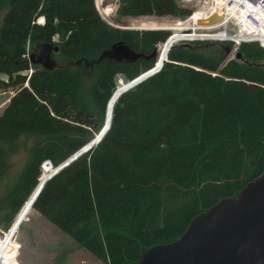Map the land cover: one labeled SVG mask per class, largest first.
<instances>
[{"label": "trees", "instance_id": "16d2710c", "mask_svg": "<svg viewBox=\"0 0 264 264\" xmlns=\"http://www.w3.org/2000/svg\"><path fill=\"white\" fill-rule=\"evenodd\" d=\"M191 11L177 0H119L117 16ZM170 33L116 26L96 0H0V88L14 90L0 111V178L27 151L0 195L2 228L44 177V159L59 165L101 132L118 76L128 82L155 67L154 57L100 58L116 40L145 53L172 41L161 69L115 98L107 132L44 181L33 208L105 263L138 264L142 247L174 240L264 170V46L242 41V57L226 60L218 44H179ZM39 40L59 44L54 56L67 65L31 63Z\"/></svg>", "mask_w": 264, "mask_h": 264}, {"label": "water", "instance_id": "95a60500", "mask_svg": "<svg viewBox=\"0 0 264 264\" xmlns=\"http://www.w3.org/2000/svg\"><path fill=\"white\" fill-rule=\"evenodd\" d=\"M212 18L215 17L209 19ZM209 19L207 22H213ZM198 22L205 23L206 21L199 20ZM179 44L198 47L218 44L224 48L226 56L235 52L237 57H242L235 43L210 40L205 41L204 44H194L190 41H183ZM59 49L60 45L57 43L39 40L35 49L30 52L29 59L31 63L39 64L41 68L52 69L66 66L67 63L60 62L53 55V52ZM158 50L159 47H156L150 53H145L134 49L123 40H116L101 52L100 58L109 57L128 61H135L139 58H157ZM77 63L80 64L81 61ZM86 63L90 62L86 61ZM158 70H153L152 67L127 83L137 84ZM242 80L247 82L245 79ZM108 128L102 132L97 143ZM86 145L62 162L59 170L93 147L86 149ZM50 178L51 176L46 182ZM137 261L138 264H264V170L244 184L235 195H226L195 214L180 236L174 240L142 247Z\"/></svg>", "mask_w": 264, "mask_h": 264}, {"label": "rangeland", "instance_id": "374dc122", "mask_svg": "<svg viewBox=\"0 0 264 264\" xmlns=\"http://www.w3.org/2000/svg\"><path fill=\"white\" fill-rule=\"evenodd\" d=\"M96 2L98 10L104 19L108 22L118 24L121 27L170 29V35L172 34L174 38L182 41L200 37L198 31L189 28V25H192V23H181L180 20L185 17L175 15H126L118 19L117 9L119 0H96ZM217 19H209V21H215ZM173 25L176 26L172 27ZM171 41V39H168L165 43L161 44L162 42H160L157 45L159 50L157 58H154L157 60L155 66L161 63L162 60H166V52H168L166 46L168 45L169 47ZM235 57V52H232L225 59L229 60ZM87 70H89V67ZM132 84L133 82L127 83L123 81L122 77L118 76L117 88L107 106L106 118L102 127L103 130L109 126L111 108L115 98ZM13 93L14 90L11 88H0V111L5 108ZM103 130L96 133L94 139L85 146L86 149L96 145L102 136ZM27 142L29 143V140ZM26 156L27 151L22 150L11 157V169L3 178H0V195L13 183L12 181L23 166ZM61 164L62 162L59 164V167ZM49 177L50 174H44L43 178L48 179ZM31 205L32 203L30 204L29 202L23 205L17 215H15L16 217H14L15 219H13L14 221L9 229L5 230L0 226V247H5L0 251V264H107L87 248L81 246L71 235L58 228ZM11 242L19 244L16 246L17 248L19 246V251L18 257L12 259L11 263H9V256L13 254V243Z\"/></svg>", "mask_w": 264, "mask_h": 264}, {"label": "built area", "instance_id": "2783aa9c", "mask_svg": "<svg viewBox=\"0 0 264 264\" xmlns=\"http://www.w3.org/2000/svg\"><path fill=\"white\" fill-rule=\"evenodd\" d=\"M177 2L192 10L180 20L181 23H192L200 34L199 38L185 41H232L236 47L242 41H259L264 46V0H177ZM215 14H218L220 19L207 22ZM199 20L206 22L199 23ZM44 21L43 15L37 17V22ZM174 26L176 25L172 27ZM54 39H58V35H55ZM58 172L59 165H55L49 158L43 160L40 175L50 174L52 177Z\"/></svg>", "mask_w": 264, "mask_h": 264}, {"label": "bare ground", "instance_id": "6f19581e", "mask_svg": "<svg viewBox=\"0 0 264 264\" xmlns=\"http://www.w3.org/2000/svg\"><path fill=\"white\" fill-rule=\"evenodd\" d=\"M213 17H215V19L216 18H218V19H220V16L218 15V14H215V16H213ZM212 19H214V18H212ZM189 28H191V29H193V30H196L197 31V27L196 26H194L193 24L191 25H189ZM166 47H168V45L166 46ZM168 49H170V46L168 47ZM60 50V49H59ZM166 50H167V48H166ZM168 51V50H167ZM58 52V51H57ZM167 54H168V52H166ZM53 55H54V52H53ZM166 59H167V55H166ZM160 64V63H159ZM159 64H157L154 68H153V70H155L156 68H158L160 65ZM53 69V68H52ZM135 82V81H134ZM44 181H46V179H42L41 181H40V183L37 185V187L35 188V190L33 191V193L31 194V196H30V198L28 199V201L27 202H29L30 204L33 202V200L35 199V197H36V195H37V193L39 192V190H40V188H41V186H42V184L44 183ZM11 243H13V242H11ZM17 245H19V244H15V243H13L12 244V247H13V249H12V251L13 252H15L16 253V257H18V251H19V246H18V248L16 247ZM15 257V258H16Z\"/></svg>", "mask_w": 264, "mask_h": 264}]
</instances>
